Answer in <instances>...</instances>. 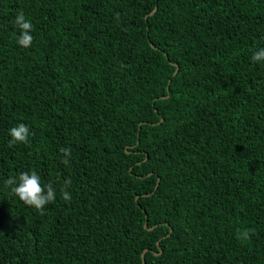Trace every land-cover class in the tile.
<instances>
[{"label":"trees","instance_id":"1","mask_svg":"<svg viewBox=\"0 0 264 264\" xmlns=\"http://www.w3.org/2000/svg\"><path fill=\"white\" fill-rule=\"evenodd\" d=\"M260 48L264 0H0V264H264Z\"/></svg>","mask_w":264,"mask_h":264},{"label":"clouds","instance_id":"2","mask_svg":"<svg viewBox=\"0 0 264 264\" xmlns=\"http://www.w3.org/2000/svg\"><path fill=\"white\" fill-rule=\"evenodd\" d=\"M15 25L20 29V35L18 37V44L22 47H30L33 42V36L30 34L33 30V24L30 20H27L23 11L17 13ZM254 62H264V48H260L252 55ZM9 134L11 140L9 146L16 143H27L30 129L23 123L10 129ZM65 151V150H62ZM67 155V152H65ZM5 185L10 190V195L18 197L23 204L34 208L38 212H42L46 205L55 201L56 191L51 185H43L39 175L33 171L30 174L23 172L18 177H11L5 181ZM71 180L65 181L64 188L61 189L63 198L66 201L71 200V194L67 191L70 187Z\"/></svg>","mask_w":264,"mask_h":264},{"label":"water","instance_id":"3","mask_svg":"<svg viewBox=\"0 0 264 264\" xmlns=\"http://www.w3.org/2000/svg\"><path fill=\"white\" fill-rule=\"evenodd\" d=\"M178 70H179V68H177L176 73L178 72ZM145 227H147V223H146ZM146 252H147V250H145V251L143 252V254H142V258H143V263H144V264H146V262H145V253H146Z\"/></svg>","mask_w":264,"mask_h":264}]
</instances>
